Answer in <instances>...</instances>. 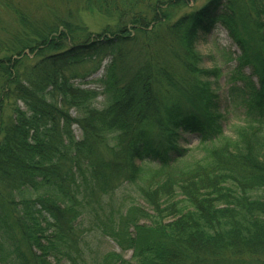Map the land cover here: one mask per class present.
<instances>
[{
  "label": "trees",
  "instance_id": "16d2710c",
  "mask_svg": "<svg viewBox=\"0 0 264 264\" xmlns=\"http://www.w3.org/2000/svg\"><path fill=\"white\" fill-rule=\"evenodd\" d=\"M75 1L113 25L92 36L73 14L46 23L16 11L0 55V264H85L82 216L131 252L100 264H264V0H208L172 23L185 0ZM217 26L240 52L229 99L243 124L232 137L209 82L219 70L196 51ZM124 49L141 58L128 63ZM105 52L98 88H87ZM185 134L204 151L190 163ZM124 185L145 207L113 208Z\"/></svg>",
  "mask_w": 264,
  "mask_h": 264
},
{
  "label": "rangeland",
  "instance_id": "374dc122",
  "mask_svg": "<svg viewBox=\"0 0 264 264\" xmlns=\"http://www.w3.org/2000/svg\"><path fill=\"white\" fill-rule=\"evenodd\" d=\"M13 11H10V7H0V55L4 54L3 48L6 47V43L11 34H13L17 28V18L14 15L16 11L26 12L31 22H38L43 20L46 23L55 21L56 16L61 20L69 19V14L77 16V23L85 28V32L88 35L97 36L113 25V21L104 16L96 13L89 14L86 11H82V4L76 3L75 0H10ZM175 1V0H173ZM208 0H185L187 4L185 7L173 8L169 10L170 23L176 21L185 13H189L193 10H197L205 5ZM4 8V10L2 9ZM8 37V38H7ZM7 38V39H4ZM3 39V40H2ZM122 52L127 55L125 60L128 63L136 62L140 56V51L136 49H130ZM196 51L202 56V68L204 70L218 69L219 76L217 79L213 77L209 79V82L213 83L212 88L215 90V95L218 97V111L217 113L222 116L220 124L222 126L223 135L232 137L235 129L243 124V111L242 108L235 102H231L229 99V87L232 84L231 75L234 74L237 68V57L240 52L234 45L227 31L221 26H217L215 30L203 41H200L196 46ZM113 54L111 52H105L99 57L101 66L100 68L89 78L85 80L87 88H98L96 85L106 66L109 64ZM98 65V62L83 63L78 66L79 73L84 70H93ZM243 76L250 77L252 75V69L250 66L244 67L240 70ZM251 81L257 85L256 77L253 76ZM83 81L77 79L74 81L75 85L82 84ZM243 83L236 81L234 84L237 87H241ZM98 107H102L103 99L99 98L96 101ZM97 107V108H98ZM74 116V113H72ZM74 137L78 140L81 132L76 126L72 128ZM184 141L181 143V147L188 150L187 156L184 160L186 163L193 162L200 159L204 155V151L199 146L197 137L195 135H183ZM113 208L118 206H129L137 204L145 207V204L139 199L134 186H122L112 195ZM147 223V222H146ZM77 234L81 236L84 252L86 255L85 264H100V260L103 255L109 252H115L121 254L126 261L131 260V252L121 253L120 249L109 238L102 237L96 232H92L89 229L87 223V217L82 216L76 222ZM61 264H68L62 262Z\"/></svg>",
  "mask_w": 264,
  "mask_h": 264
}]
</instances>
